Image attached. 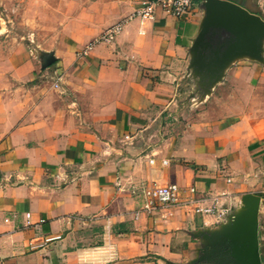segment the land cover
I'll list each match as a JSON object with an SVG mask.
<instances>
[{
	"label": "crops",
	"instance_id": "0c3cea01",
	"mask_svg": "<svg viewBox=\"0 0 264 264\" xmlns=\"http://www.w3.org/2000/svg\"><path fill=\"white\" fill-rule=\"evenodd\" d=\"M19 1V35L0 9V264H190L208 245L197 235L225 228L247 194L259 198L264 264V77L253 88L254 67L236 57L218 95L186 116L202 3L184 17L130 20L80 55L141 0ZM170 183L228 216L145 211L140 190Z\"/></svg>",
	"mask_w": 264,
	"mask_h": 264
},
{
	"label": "water",
	"instance_id": "95a60500",
	"mask_svg": "<svg viewBox=\"0 0 264 264\" xmlns=\"http://www.w3.org/2000/svg\"><path fill=\"white\" fill-rule=\"evenodd\" d=\"M201 3L204 17L192 47L190 70L200 85L210 91L232 59L249 57L262 61L264 19L227 0ZM241 203V211L227 217L228 224L220 232L197 235L206 239L208 245L190 264H261L257 236L259 198L247 194Z\"/></svg>",
	"mask_w": 264,
	"mask_h": 264
},
{
	"label": "built area",
	"instance_id": "2783aa9c",
	"mask_svg": "<svg viewBox=\"0 0 264 264\" xmlns=\"http://www.w3.org/2000/svg\"><path fill=\"white\" fill-rule=\"evenodd\" d=\"M201 0H141L139 8L128 19L116 23L105 29L98 37L90 41L84 48L79 51L80 55L87 54L95 45L111 44L121 34L123 26L130 20L138 19L141 22L151 21L155 17L157 10L162 11L166 15L173 17H184ZM59 81V79H58ZM55 88L58 87L56 83ZM165 164V162H163ZM189 195L185 196L184 191L176 184L170 183L166 185L152 184L143 187L140 190L143 209L147 212H152L157 208L168 207H189L193 206V213L207 216H215L218 219H225L228 216L229 210L221 208L217 205L214 198L207 199L206 196L197 198V192L194 188L188 189ZM212 199V200H211ZM212 201L210 206H201V202ZM29 219V214L26 215ZM54 239H46L45 242H51ZM36 248V247H32Z\"/></svg>",
	"mask_w": 264,
	"mask_h": 264
},
{
	"label": "rangeland",
	"instance_id": "374dc122",
	"mask_svg": "<svg viewBox=\"0 0 264 264\" xmlns=\"http://www.w3.org/2000/svg\"><path fill=\"white\" fill-rule=\"evenodd\" d=\"M246 1L248 2V5L251 10L253 11L258 10L261 14L262 13L264 14V0H246ZM21 4L22 2H20L19 0H15L12 4V7L4 11H3V7L0 6L1 13L3 14L4 19H5L6 29L9 28L11 32L17 35L21 34L18 32L17 27H16V20L18 19L17 17L19 16ZM8 12L10 13L9 18L6 16V13ZM263 48H264V44H263ZM242 59H246V60H243V63L241 64H243L242 65L243 67H247L250 69L249 75H250L251 68L254 67L252 69V74L255 76H258L257 81L252 84V87L254 88V86L259 84L258 83L259 78L264 77V64L260 63L257 60L251 59L249 57L242 58ZM263 59H264V52H263ZM255 65H258V66H255ZM261 84H264V82H262ZM217 89H218V86H216L215 88V85H214L210 89V91H207L200 85L198 77L196 76L189 77L184 83V85L182 86V92H183L182 98L185 99L186 107H187L186 116L189 118L194 113L195 109H201V108L206 107L207 103L212 98V96H210L211 93H213L214 95H218V92H216ZM258 94L259 96L264 97V88H259ZM197 111H200V110H197Z\"/></svg>",
	"mask_w": 264,
	"mask_h": 264
}]
</instances>
